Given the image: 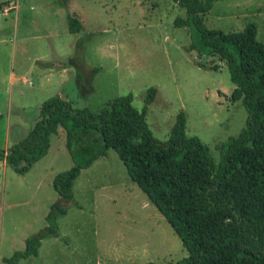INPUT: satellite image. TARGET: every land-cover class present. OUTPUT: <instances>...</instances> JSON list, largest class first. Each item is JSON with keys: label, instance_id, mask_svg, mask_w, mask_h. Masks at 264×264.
I'll list each match as a JSON object with an SVG mask.
<instances>
[{"label": "rangeland", "instance_id": "374dc122", "mask_svg": "<svg viewBox=\"0 0 264 264\" xmlns=\"http://www.w3.org/2000/svg\"><path fill=\"white\" fill-rule=\"evenodd\" d=\"M1 3L11 11L0 6V148L7 128L15 138L29 135L42 103L60 93L75 107L100 113L129 93L142 110L148 88L156 87L146 115L153 135L168 139L184 111L187 134L209 146L215 163L221 145L246 127L248 111L235 95L227 62L190 49V28L175 24L187 11L174 0ZM69 14L82 22L81 32L70 33ZM204 20L226 32L255 22L264 42V0H219ZM73 164L65 136H54L49 155L24 175L0 162V264H10L4 258L47 229V215L58 207L66 209L56 220L59 236L18 264H163L188 255L115 149L82 171L68 200L52 179Z\"/></svg>", "mask_w": 264, "mask_h": 264}, {"label": "trees", "instance_id": "16d2710c", "mask_svg": "<svg viewBox=\"0 0 264 264\" xmlns=\"http://www.w3.org/2000/svg\"><path fill=\"white\" fill-rule=\"evenodd\" d=\"M174 1L186 8L187 17L176 18L175 24L190 28V49L227 62L235 95L248 111L246 127L221 145L219 163L213 161L207 144L187 134L184 111L178 113L168 139L153 135L146 115L156 87L148 88L142 110L129 93L110 100L100 113L75 107L56 94L42 103L27 139L0 148V161L26 174L47 154L51 136L63 127L74 165L53 181L62 198L72 200L81 170L112 148L187 249L185 258L163 264H264V42L257 37L255 22L241 31L207 27L204 16L219 0ZM69 29L79 33L81 21L69 15ZM199 66L206 68L202 62ZM65 212L58 207L48 214V228L28 237L25 249L4 261L18 264L37 256L42 239L58 236L56 220Z\"/></svg>", "mask_w": 264, "mask_h": 264}, {"label": "crops", "instance_id": "0c3cea01", "mask_svg": "<svg viewBox=\"0 0 264 264\" xmlns=\"http://www.w3.org/2000/svg\"><path fill=\"white\" fill-rule=\"evenodd\" d=\"M0 6H1V8H3V10L5 11V12H10L11 11V6H9V5H7L6 3H1L0 4ZM6 8H10V10L9 11H6L5 9ZM213 8V7H212ZM211 11V10H210ZM209 11V12H210ZM69 15H71V14H69ZM73 16V15H72ZM75 17V16H74ZM82 23V22H81ZM82 28H83V24H82ZM69 31H70V29H69ZM81 32V31H80ZM70 33H73V32H71L70 31ZM11 76H12V78H14L15 77V74H14V72H12L11 73ZM78 77H79V80H81V74H78ZM93 79V77L91 76V80ZM60 95L63 97V98H65V99H67L63 94H61L60 93ZM67 100H69V99H67ZM71 101V100H70ZM39 116H40V113H39ZM39 116L35 119V121H34V125H35V123L37 122V120H38V118H39ZM33 125V126H34ZM32 126V127H33ZM31 127V128H32ZM31 128L28 130V131H26V132H30V130H31ZM10 132L11 131H9V129L7 128V130H6V135H5V146L3 147V149H9L10 147H12L13 145H15V144H18V143H20V142H22V141H24L25 139H27V133H25V135H21V136H18V137H13V134L11 133L10 134ZM27 134V135H26ZM54 136H61V137H64L65 136V139H66V131H65V129L63 128V127H60L59 128V131H58V133L57 134H54V135H52L51 136V141H50V147H49V150H48V152H47V154L44 156V157H42L40 160H38L37 162H35L34 163V165H33V167L31 168V169H33L39 162H41L47 155H49V153H50V151H51V149H52V140H53V137ZM67 147V146H66ZM68 149V148H67ZM98 160V159H97ZM96 160V161H97ZM74 161V160H73ZM0 162H2L3 163V165H4V167H7V166H10L8 163H7V161L6 160H1ZM95 163V162H94ZM93 163V164H94ZM92 164V165H93ZM74 165V164H73ZM92 165L90 166V167H88V168H91L92 167ZM73 167V166H72ZM71 167V168H72ZM70 168V169H71ZM88 168H84V169H88ZM30 169V170H31ZM84 169H82L81 170V173H82V171L84 170ZM29 172V171H28ZM27 172V173H28ZM80 173V174H81ZM60 174V173H59ZM22 175V174H21ZM24 175V174H23ZM57 176V175H56ZM55 176V177H56ZM80 176V175H79ZM55 177L52 179V183H53V181H54V179H55ZM78 179V178H77ZM76 179V180H77ZM76 180H75V182H76ZM75 182H74V184H75ZM73 187H74V185H73ZM58 193V192H57ZM69 200V199H68ZM73 200V199H72ZM57 210H58V208H57ZM66 213V212H65ZM64 213V214H65ZM60 215H62V214H60ZM48 228V227H47ZM58 236H59V231H58ZM58 236H48V237H46V238H44V239H42V243H41V246H40V248L43 246V243H44V241L46 240V239H48V238H51V237H58ZM40 248H39V253H38V255L37 256H39L40 255ZM98 249V248H97ZM37 256H32V257H37ZM31 257V256H30ZM100 264H102L101 262H100Z\"/></svg>", "mask_w": 264, "mask_h": 264}, {"label": "built area", "instance_id": "2783aa9c", "mask_svg": "<svg viewBox=\"0 0 264 264\" xmlns=\"http://www.w3.org/2000/svg\"><path fill=\"white\" fill-rule=\"evenodd\" d=\"M5 10H6V11H9V10H10V8H6Z\"/></svg>", "mask_w": 264, "mask_h": 264}]
</instances>
